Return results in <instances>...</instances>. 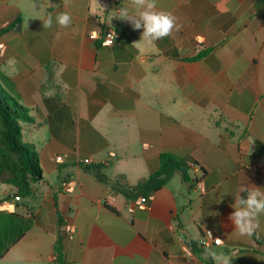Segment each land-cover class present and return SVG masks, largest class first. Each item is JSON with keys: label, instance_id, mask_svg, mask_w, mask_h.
<instances>
[{"label": "crops", "instance_id": "crops-1", "mask_svg": "<svg viewBox=\"0 0 264 264\" xmlns=\"http://www.w3.org/2000/svg\"><path fill=\"white\" fill-rule=\"evenodd\" d=\"M123 6L131 0H0V82L34 119L24 141L43 172L20 201L0 183L12 203L0 210V264H59V247L65 264H216L206 250L264 264V215L252 236L229 219L245 188H264V0H157L177 28L152 44L112 18ZM164 152L195 162L190 190L180 173L144 207L117 190L147 179ZM209 232L221 244L194 251L188 242Z\"/></svg>", "mask_w": 264, "mask_h": 264}, {"label": "trees", "instance_id": "trees-1", "mask_svg": "<svg viewBox=\"0 0 264 264\" xmlns=\"http://www.w3.org/2000/svg\"><path fill=\"white\" fill-rule=\"evenodd\" d=\"M16 23L13 22L9 28ZM204 55L205 53L199 57ZM29 123H35L34 119L0 82V183L17 187L19 196L29 194L32 185L41 180L43 174L34 145L24 141L25 125ZM187 162L195 163L188 157L172 152L161 153L158 169L147 179L132 187L120 185L117 190L130 200L142 196L149 202L153 194L165 186L176 173L181 174L186 189L190 190L194 181L188 173ZM188 244L194 251H202L199 244ZM56 260L59 264H65L60 247L57 249Z\"/></svg>", "mask_w": 264, "mask_h": 264}, {"label": "clouds", "instance_id": "clouds-1", "mask_svg": "<svg viewBox=\"0 0 264 264\" xmlns=\"http://www.w3.org/2000/svg\"><path fill=\"white\" fill-rule=\"evenodd\" d=\"M112 18L128 21L134 29L142 28L140 41L145 44H152L168 37L177 28L176 17L171 12L158 10L157 0H131V7L123 6L114 10ZM71 20L72 17L68 12H60L56 15V23L61 28H67ZM52 23L53 18L49 14L43 20V27L50 28ZM0 47L4 46L0 45ZM244 191L247 195L236 201L233 205L235 211L229 219L234 223L240 235L252 236L260 227L259 217L264 215V188L255 187L251 191L245 188ZM219 242L217 239L218 244ZM205 254L211 256L216 264H229L228 258L222 253L206 250Z\"/></svg>", "mask_w": 264, "mask_h": 264}, {"label": "built area", "instance_id": "built-area-1", "mask_svg": "<svg viewBox=\"0 0 264 264\" xmlns=\"http://www.w3.org/2000/svg\"><path fill=\"white\" fill-rule=\"evenodd\" d=\"M117 37H118V33L114 29L108 28L103 33V44L106 46H113ZM0 45L4 46V47H0V54H3L5 49H6L5 43L2 40H0ZM55 160L61 161L62 158L60 156H57L55 158ZM90 163H91L90 159L84 160V164H90ZM74 184L75 183H74L73 179L69 178V179L63 180L60 184V189L64 193H70L74 189ZM20 199L21 198L18 194L14 197V201H20ZM147 202H148V200L145 197L141 196L138 199L139 206H141V207L146 206ZM11 206H12V203L9 200H3L0 202V210H9V209H11ZM62 234L64 236L71 237L74 234V229L71 226H64ZM217 239H219V241H220L219 244L217 243ZM221 242L222 241L220 238H216L211 232H209L206 235L201 237L198 244H199V246H201L203 248H210L211 246L220 245Z\"/></svg>", "mask_w": 264, "mask_h": 264}]
</instances>
